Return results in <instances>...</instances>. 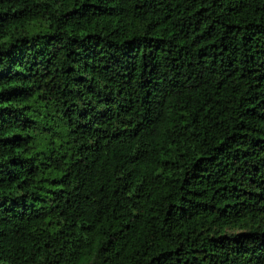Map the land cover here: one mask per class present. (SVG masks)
I'll return each mask as SVG.
<instances>
[{
	"label": "trees",
	"instance_id": "16d2710c",
	"mask_svg": "<svg viewBox=\"0 0 264 264\" xmlns=\"http://www.w3.org/2000/svg\"><path fill=\"white\" fill-rule=\"evenodd\" d=\"M0 264H264V0H0Z\"/></svg>",
	"mask_w": 264,
	"mask_h": 264
}]
</instances>
